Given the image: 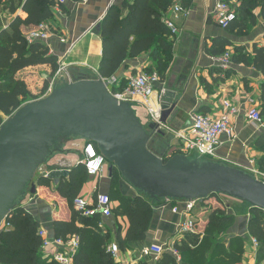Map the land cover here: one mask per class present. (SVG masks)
<instances>
[{
    "label": "crops",
    "instance_id": "crops-1",
    "mask_svg": "<svg viewBox=\"0 0 264 264\" xmlns=\"http://www.w3.org/2000/svg\"><path fill=\"white\" fill-rule=\"evenodd\" d=\"M123 1L66 0L63 4L57 3L53 7V16L44 21L52 29L51 36L43 41L49 47V53L57 56L59 62L66 63L76 73L88 78L99 77L103 59V39L96 25L102 23L111 7H119ZM172 4L163 13V22L165 17H172ZM215 5L216 0H191L190 5H187L189 13L175 19L179 33L170 38L173 40V59L164 79L154 84L150 102L153 108L160 109V94L164 89H170L176 92V108L163 129L165 135L156 134L152 140L155 141L160 153L168 149V153L171 154L182 149L181 143L175 137V131L190 124L191 114L200 111L218 116L226 112L224 101H228L234 108L230 115L232 132L230 135L226 133L221 135L217 158L213 161L238 167L253 175H256L255 171L264 173V129L248 118V110L253 105L261 109L264 74L252 63L234 59L227 68H224L216 59L223 54L214 53L217 49L215 44L222 38H227L232 43L226 46L227 51L231 50L233 55L247 52L248 56H251L255 45H264V19L258 8H255L253 14L256 15V23L248 22L247 32L239 34L237 28L234 32H229L217 23ZM17 14L26 17V13L20 10L16 14L5 11L0 17V30L8 28ZM28 28H22L24 34ZM155 63L150 52H143L127 58L115 76L121 86L128 83L131 75L146 71L147 68L154 67ZM51 75L52 66L48 64L29 66L17 73V77L26 82L31 93L35 88H39L36 89L38 92L42 91ZM65 146L66 152L58 155L47 170L61 168L71 171L78 165L82 159V141L69 140ZM108 167L107 164L101 176L88 177L79 197L92 199L98 194H110L112 179ZM59 181H52L50 188L37 187L38 196L35 203H32L34 198L32 195H28L21 203L40 222L41 227L49 231L51 237L56 236L53 222L69 220L72 216L66 201L55 191ZM119 187L125 196L137 195L124 180H120ZM210 201L209 198L203 205L204 209L193 212L198 221L197 234L201 236L205 234L211 215L219 209L229 219L223 224L226 230L218 235L219 240L228 249L235 239L241 240L246 252L239 264H258L257 252L253 250V236L249 232L252 218L250 208L245 210L239 203H226V208H216L212 207ZM118 205V201H113L114 209ZM185 212L186 202L181 200L163 201L154 206L146 238L130 242L126 248L119 246V258H113L125 264H135L141 260L140 252L149 249L152 254L142 259L147 260L149 264H156L157 259L164 253H170L168 250L164 252L165 249L172 246L175 240L180 242L183 239L178 233V228L184 220ZM89 221L90 227L108 235L107 250L113 243L120 245V238L125 236L129 226V220L118 216L114 211L111 216L99 213L89 217ZM78 225L82 226L79 222ZM49 256H51L49 253H43L47 261L50 260Z\"/></svg>",
    "mask_w": 264,
    "mask_h": 264
},
{
    "label": "trees",
    "instance_id": "trees-1",
    "mask_svg": "<svg viewBox=\"0 0 264 264\" xmlns=\"http://www.w3.org/2000/svg\"><path fill=\"white\" fill-rule=\"evenodd\" d=\"M174 0H124L121 6H113L103 19L100 34L103 39V59L99 74L110 78L129 57H135L143 52H150L156 61L154 67L146 72H157L163 80L173 59L174 35L163 22V13L167 11ZM191 0H182L185 6ZM56 0H0V17L8 11L12 14L20 10L26 17L17 14L8 28L0 30V125L6 117L28 101L37 99L28 89L26 82L17 77V73L29 66L48 64L52 66V74L59 66V59L52 55L49 47L43 42H29L22 31L23 27H34L49 20L53 16ZM236 17L225 28L229 32L240 34L247 30L248 22L256 23L253 10L258 8L264 19V0H236ZM247 32V31H246ZM214 53H226V46L232 45L227 38H222L215 44ZM241 47H239L240 49ZM241 53V54H240ZM239 54V55H238ZM238 52L231 60L252 63L264 74V45H255L253 54ZM127 84L119 89L124 90ZM31 99V100H30ZM136 115L146 125L145 112L142 108H133ZM261 114L264 116V83L262 85ZM158 153V152H157ZM176 153H183L181 149L168 153V149L159 155L167 160ZM108 164V162H107ZM90 175L83 164L74 166L67 178L61 179L55 191L66 201L72 212L69 220H55L53 222L56 236L77 235L80 248L74 256L73 264H125L113 258L107 250L109 237L90 227L89 217L82 216L74 207V201L81 194V190ZM112 187L109 194L112 202L118 201L114 209L118 216L127 218L129 226L124 237L120 238L121 248H126L130 242L144 240L149 230L153 207L163 200H150L144 195L128 197L112 190L119 187L122 179L117 169L113 170ZM37 187H51L52 180L45 175L36 178ZM118 189V188H117ZM215 196V195H214ZM213 196V197H214ZM224 196V195H223ZM252 218L249 232L259 242L257 263L264 264V211L251 208ZM228 217L217 209L210 218L205 234H186L176 243L181 258L172 253H164L157 259L156 264H239L246 252L242 241L235 239L229 249L219 240L218 235L225 231ZM78 222L82 224L80 227ZM8 228L0 227V264H57L49 262L43 257L42 237L38 231L40 222L22 204L6 219ZM133 264V263H129ZM135 264H149L141 259Z\"/></svg>",
    "mask_w": 264,
    "mask_h": 264
},
{
    "label": "water",
    "instance_id": "water-1",
    "mask_svg": "<svg viewBox=\"0 0 264 264\" xmlns=\"http://www.w3.org/2000/svg\"><path fill=\"white\" fill-rule=\"evenodd\" d=\"M101 28V23L96 25ZM103 79L64 83L41 98L23 104L0 125V227L30 194L38 196L40 168L66 152L69 140L94 143L106 157L110 177L117 169L137 195L150 200L208 199L224 195L264 211V181L221 162L176 153L164 160L149 146L155 122L145 125L129 101H119ZM176 92L160 94L161 122L176 108ZM70 170L54 168L45 176L58 182Z\"/></svg>",
    "mask_w": 264,
    "mask_h": 264
},
{
    "label": "built area",
    "instance_id": "built-area-1",
    "mask_svg": "<svg viewBox=\"0 0 264 264\" xmlns=\"http://www.w3.org/2000/svg\"><path fill=\"white\" fill-rule=\"evenodd\" d=\"M58 4H63L66 0H56ZM236 0H216L215 5V17L217 23L226 28L231 21L236 17ZM172 17H165L164 23L171 30V33L176 36L179 33V27L175 23V19H178L182 15L189 13V7L185 6L182 0H174L172 4ZM52 33L51 26L42 22L37 26L30 27L25 33L27 40L31 43L47 40ZM62 41L64 39L62 38ZM233 53L231 50L226 51L223 55L219 56L217 61L227 68L231 63ZM88 78L83 74L76 73L69 65L64 62H59L58 69L54 74L48 78V83L43 87L41 91L44 97L50 94L54 88L64 85V83L74 82L80 79ZM101 78L103 81H107L110 92L118 98L119 101H129L134 108H142L145 112L146 125L151 122L159 124L160 129L166 127L161 122V108L155 109L150 102V96L154 91V84L160 81V76L157 72L148 73L142 71L138 74L131 75L128 78V85L124 90H120V84L116 76L105 78L99 75L97 78ZM225 113L218 116L203 113L194 112L190 116V124L179 130L175 131V137L182 145V152L186 155L189 153H195L198 159L214 160L217 158V149L220 146V137L223 133L231 134V119L230 115L234 112V108L228 101H224ZM248 118L261 125L264 129V116L261 114V109L253 105L248 110ZM82 141V159L78 164H83L90 176L99 177L105 170L107 159L97 149L94 143ZM40 168V175H47L50 170L42 171ZM255 176L264 181V173L255 171ZM163 201H170L171 199H162ZM208 199H193V200H181L186 202V212L184 220L181 221L178 228L180 236L184 237L186 234L198 233V221L194 211L199 212L204 209L203 205L206 204ZM74 207L81 213L82 216L92 217L97 214L105 216H111L114 211L113 202L108 194H98L92 199H86L85 197H77L74 201ZM177 211V208L175 209ZM6 222V221H5ZM3 223L1 227L8 228L9 224ZM39 236L42 237L43 253H49V261L56 262L57 264H73L74 256L80 248V242L78 236H54L51 237L49 231L40 227L38 231ZM176 240L172 243V246L165 249L172 253L177 259L181 258L179 250L176 248ZM253 250L257 252L259 250V242L255 237H252ZM108 251L115 259H118V253L120 247L118 243H113L109 246ZM161 253V252H160ZM152 254L149 249H144L140 252V258H146Z\"/></svg>",
    "mask_w": 264,
    "mask_h": 264
},
{
    "label": "rangeland",
    "instance_id": "rangeland-1",
    "mask_svg": "<svg viewBox=\"0 0 264 264\" xmlns=\"http://www.w3.org/2000/svg\"><path fill=\"white\" fill-rule=\"evenodd\" d=\"M36 89H39V88H35V90H33L34 92L32 93V95L35 96V97L41 98V96H42L41 91L38 92V90H36ZM30 100H31V99H30ZM6 118H7V117H6ZM154 137H155V136H154ZM153 139H154V138H153ZM149 146H150V148H151L153 151L158 152L157 154H160V152H159V148H157L156 143H155L154 140H151V141H150ZM64 147L66 148V146H64ZM58 155H60V154H55V155H53V156L50 158V160H49L45 165L42 166V170H41V172L47 170V169L49 168V166H51V163L57 158ZM188 156H189L190 158H192V159L197 158V156L195 155L194 152H193V153H189ZM201 160H205V159H201ZM106 165H107V164H106ZM39 174H40V171H38L37 176H38ZM121 180H123V179H121ZM117 188H118V189H117ZM117 188H116V189H113L112 191H113L114 193H116L117 195H120V193H122L121 190H120V187L117 186ZM29 196H31V195L29 194ZM210 199H211L210 203L213 204L212 207H216V208H217V207H223V208H226V203H228V204H230V203H239L240 206L242 205V207L245 208V210L248 209V207H249L248 204H246V203H244V202H242V201H239V200H236V199H233V198L227 197V196H223V195H215L214 197H211ZM197 229H198V227H197Z\"/></svg>",
    "mask_w": 264,
    "mask_h": 264
}]
</instances>
